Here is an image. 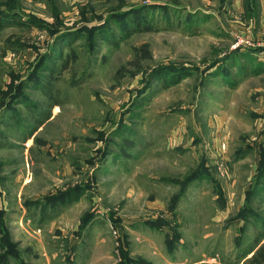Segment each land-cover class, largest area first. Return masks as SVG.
<instances>
[{
  "label": "rangeland",
  "instance_id": "rangeland-1",
  "mask_svg": "<svg viewBox=\"0 0 264 264\" xmlns=\"http://www.w3.org/2000/svg\"><path fill=\"white\" fill-rule=\"evenodd\" d=\"M259 14L0 0V264L249 263L264 244Z\"/></svg>",
  "mask_w": 264,
  "mask_h": 264
},
{
  "label": "trees",
  "instance_id": "trees-1",
  "mask_svg": "<svg viewBox=\"0 0 264 264\" xmlns=\"http://www.w3.org/2000/svg\"><path fill=\"white\" fill-rule=\"evenodd\" d=\"M244 7H245V10H248L251 14L254 12L253 16H257L260 11V1L259 0H244ZM256 10H258V12H256ZM250 263L264 264V244L258 247L256 252L250 258L249 263L247 264H250Z\"/></svg>",
  "mask_w": 264,
  "mask_h": 264
},
{
  "label": "crops",
  "instance_id": "crops-1",
  "mask_svg": "<svg viewBox=\"0 0 264 264\" xmlns=\"http://www.w3.org/2000/svg\"><path fill=\"white\" fill-rule=\"evenodd\" d=\"M260 1V20L261 21V24L264 23V0H259Z\"/></svg>",
  "mask_w": 264,
  "mask_h": 264
}]
</instances>
